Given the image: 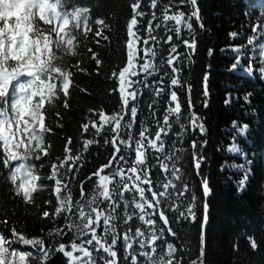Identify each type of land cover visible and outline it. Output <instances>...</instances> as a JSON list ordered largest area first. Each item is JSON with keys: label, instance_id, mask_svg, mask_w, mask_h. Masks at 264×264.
<instances>
[{"label": "trees", "instance_id": "trees-1", "mask_svg": "<svg viewBox=\"0 0 264 264\" xmlns=\"http://www.w3.org/2000/svg\"><path fill=\"white\" fill-rule=\"evenodd\" d=\"M56 2V0H53ZM63 8L71 12L73 8L87 10V22L91 31L87 37L77 36V55H65L62 59L63 65L75 66L79 64V71L73 70L72 87L67 98L58 93V99L51 105L46 104L44 111L45 125L51 132L45 134V143L50 145V155L43 157L41 161H34L39 168L38 175L41 176L39 184L41 191L34 193V203L26 204L23 199L15 195L14 185L9 180V168L0 163V235L12 240L14 237L10 229L27 239L44 241V249L48 253V259L44 261L39 247L31 245L13 244L10 248L19 253H30L27 264H69L68 259L57 249L59 245L66 247L73 241L77 244L83 241L70 231L67 224L69 220L64 215L43 217V211L50 214L58 206L56 197L53 194V181L44 179L50 175V164L58 163L65 157L66 146L70 148L72 157L80 156L81 160L74 167V171L65 173L64 183L69 185L72 202L80 199L81 188L85 193L84 199L95 194L97 177L93 174L98 172L104 165L109 163L113 156V145L105 143L113 138L109 126L105 127L99 135L89 127L88 132L82 131L84 123H100L99 114L103 113L123 114L121 98L118 93V79L112 76L126 65V42L127 25L133 15L130 4L134 0H61ZM168 5L170 0H162ZM174 7L169 14L175 11H183L186 16L191 14L192 7L189 4H180V0H171ZM200 9V22L203 28L195 19L190 22L192 30L182 28L180 40L195 39L197 48L195 53L184 56L180 61L182 71L180 72L181 84L184 87H177V95L181 103L182 114L180 123L185 125L182 138L178 139L181 128L173 124L171 132L165 140V153L175 152L180 160L176 167L182 174V182L193 189L196 195L195 221L179 219L174 212L169 211L171 204H180V200L172 199L167 202L161 201L160 209L168 216L172 230L176 233L175 238L165 232L167 243L173 244L176 249L175 257L179 258L181 264H264V77L259 74L264 72L262 57L259 46L263 43L261 27L264 25V0H198ZM141 11L145 13L138 18V35L141 39L148 37L146 31L149 23L153 27L160 23L161 5L158 0V7L152 9L150 0H141ZM157 19H152V13ZM10 14L15 15V12ZM71 19V18H70ZM98 19L104 21V25L95 23ZM174 22H167L166 25L155 29L153 35L157 37L158 43L153 47L161 49L156 58L158 71L154 77H149V84H169V66L161 65V60L169 56V45L164 43L168 35H172L173 43L179 41L171 29ZM71 30V25L70 29ZM99 31L100 36L93 33ZM236 33L235 37L230 34ZM106 37V39H105ZM255 37V39H254ZM249 45L248 41L253 40ZM143 47V45H141ZM213 54L209 55V50ZM239 49V52L236 50ZM178 51L181 54L188 53V49L179 44ZM95 54L100 63L93 57ZM240 60L236 70L230 66ZM251 65L254 69L247 71ZM137 71L140 72L139 65ZM208 75L207 91L204 95L203 77ZM132 79H136L133 77ZM143 79V75L139 76ZM190 89V91H188ZM167 91V90H166ZM155 88H144L140 86L138 95V114L136 123L132 129L133 136L138 134L142 126L149 127L155 132L157 125L152 118L153 109L149 105L155 103L156 116L162 119L165 108L168 106V95L156 97ZM68 108L63 107V103ZM192 108L189 110L188 102ZM205 103L207 107H205ZM131 103L129 107H131ZM190 111L200 117L198 123H202L205 132L201 134L198 130H191L186 117ZM174 119V117L172 118ZM128 116L124 115L122 123L127 122ZM235 124V126H234ZM247 125L246 130L241 133L239 129ZM127 130L121 133V139H127ZM71 144H68V140ZM94 140L92 145L85 150L84 142ZM193 141L199 146L193 150ZM235 144L240 151L233 153L228 149ZM120 155L125 157L124 162H114L111 168H104L103 175H111L116 168H123L128 172L135 154L131 149H125L122 145ZM193 155L203 157L196 175L193 166ZM2 156V152H0ZM163 153H155L149 150L147 168L150 170L152 189L163 191L160 187L171 179V175L160 170V162L163 161ZM159 158V160H158ZM168 162V161H163ZM18 162H13L15 165ZM169 167H172L171 162ZM248 174V180L243 190H240L239 183ZM201 178H207L211 194L207 198L208 222L205 228L201 229L203 212ZM118 180V178H117ZM177 189L181 182L173 181ZM114 185H110L112 187ZM146 189L147 185H141ZM171 191V189L169 190ZM178 194V193H177ZM126 199L131 203V194L124 193ZM115 198V197H114ZM148 199H151L148 196ZM190 202L185 199V205ZM106 203V202H105ZM103 207V205L101 206ZM106 210V209H105ZM184 211V207H181ZM123 204L117 210V232L123 234L129 229L132 233L139 227L144 230L145 226L141 221L133 219L129 224H124L121 219ZM132 214V208H129ZM75 220V216H73ZM157 227H162L159 219ZM58 232L62 234H57ZM52 233V235H49ZM99 234V233H98ZM203 235V244H202ZM90 238L86 237L84 239ZM112 236L107 237L110 244ZM255 242L256 247L252 246ZM162 242H157V253L160 251ZM203 246L204 255L200 257V249ZM92 251L93 246H88ZM67 250H71L67 248ZM114 250L117 252L118 264H124L127 259L131 264L132 256H135L138 264H145L144 258L139 254L141 250L133 244L132 249L125 253V245L122 239L117 241ZM147 250V249H145ZM82 258V254L77 252ZM95 264H100V257L105 256L103 252L92 251Z\"/></svg>", "mask_w": 264, "mask_h": 264}, {"label": "snow or ice", "instance_id": "snow-or-ice-1", "mask_svg": "<svg viewBox=\"0 0 264 264\" xmlns=\"http://www.w3.org/2000/svg\"><path fill=\"white\" fill-rule=\"evenodd\" d=\"M66 3L67 0H64ZM161 5L160 23L154 27L149 23L146 31L148 37L141 39L138 35L137 25L138 18L143 17L145 13L141 11V0H134L130 4L133 15L127 25L126 42V65L122 70L113 72L112 76L118 79V93L121 98L122 113L112 114L111 116L100 113V123H84L82 131L88 132L89 127L95 130V135H99L109 126V130L113 133V138L105 143L113 145V156L109 163L104 165L98 172L93 175L97 177V186L95 194L90 198L84 199L85 193L81 188L80 199L72 202L69 185L64 183L65 173L61 172L63 168L65 172L74 171V167L80 160V156L72 157L70 148L66 146L65 157L58 163L50 164V175L44 179L53 181V194L57 199L58 206L53 213L43 211L45 218L51 216L64 215L70 221L67 227L77 238L83 242L77 244L73 241L67 247L64 244L59 245L57 251L63 254L69 261V264H95V258L92 251L97 253L103 252L108 259L100 257V264H118L116 259L117 252L114 250L117 241L122 239L125 245V253L132 249L133 244L141 250L139 253L145 260V264H181L179 258L175 257L176 249L173 244L167 243L165 240V232L169 236L175 238L176 233L172 230L168 216L160 209L161 201L180 200V204H171L169 211L174 212L176 216L185 221H195L196 195L193 189L182 182V174L180 169L176 167V162L180 160L179 156L165 153V140L171 132L172 125L178 124L181 133L178 139L182 138L185 125L180 123L182 108L179 102L177 91L174 90L181 84L180 72L182 71L180 61L189 54L195 53L197 44L195 39L180 40L182 28L192 30L193 25L190 22L195 19L200 28L203 24L200 22V9L198 0H180V4H189L192 7L190 15L183 11H175L172 14L170 10L176 5L170 3ZM150 7L156 9L158 0H150ZM15 12V15L10 14ZM71 18V19H70ZM152 19L156 20L155 13H152ZM174 22V28L171 31L176 35L179 44H182L189 51L181 54L178 51L179 44L173 43L172 35H168L164 39V43L169 45V56L165 60H161V65L167 64L170 72L164 75L168 76L169 84L164 85L162 82L158 85L155 82L150 85L149 77H154L158 71L155 61L161 49L153 47L158 43L157 37L153 35L155 29L166 25L167 22ZM98 25H104V21L98 19L95 21ZM71 25V30L70 29ZM261 36L264 38V25L260 26ZM91 29L88 27L87 10L73 8L71 12L63 8L61 0H0V163L4 167L9 168V180L14 185L15 195L23 199L26 204L34 203V193L43 190L39 181L41 176L38 175L39 166L34 161H41L43 157L50 155V145L45 143V134L51 132L49 127L45 125L44 111L45 105H51L58 99V93L67 98L72 87L73 70L79 71V64L75 66L63 65L62 59L65 55H77V36L83 35L87 37ZM94 36H100L99 31L93 33ZM232 37L236 33L230 34ZM106 39V37H105ZM255 39V37H254ZM249 40L248 44L254 42ZM143 45V47H141ZM260 52L264 53V44L259 46ZM239 52V49L236 50ZM213 54V50H209V55ZM100 63L99 58L93 54ZM240 60L230 66L231 70H236ZM139 65L140 72L137 71ZM264 68V62L258 70ZM253 67L249 65L247 71ZM143 75V79L139 76ZM259 74L264 77V72ZM136 77V79H132ZM208 75L203 77L204 95L208 96L207 91ZM144 88H155V96L168 95V106L165 108L162 119L156 116L155 103L149 105L152 111V118L157 125L155 132L149 127L142 126L138 130V134L134 137L132 129L136 123L138 108V95L140 86ZM167 90V91H166ZM190 91V89H188ZM131 103V107H129ZM207 107V104L204 105ZM64 108H68L66 102L63 103ZM188 108L191 110V102H188ZM124 115L128 116V120L122 123ZM174 117V119H172ZM191 130H198L201 134L205 132L202 123H198L200 117L195 112L190 111V115L186 117ZM235 126V124H234ZM247 128L244 125L239 129L243 133ZM127 130V139H121V133ZM94 140H86L84 142L85 150L92 145ZM68 144H71L69 139ZM131 149L135 158L128 167L127 174L123 168H116L111 175H103L104 168H111L114 162H124L125 157L120 155L121 147ZM193 150L198 147H204L203 144L197 145L194 141L191 145ZM149 150L155 153H163V161L160 162V170L163 173L171 175L166 183L160 185L163 191H154L152 189V181L150 178V170L147 168V160ZM229 152H239L240 149L233 144ZM203 157L193 155V166L196 175H200V168ZM159 160V158H158ZM13 162H18L15 165ZM118 178V180H117ZM181 182V187L177 186L173 181ZM248 180L246 173L239 183L240 190H243ZM147 185L148 199L146 189L141 185ZM110 185H114L110 187ZM200 187L202 188L203 212L201 219V229L208 222V204L207 197L211 194V189L207 178H201ZM171 189V191H169ZM131 194V203L125 198L124 193ZM178 193V194H177ZM115 197V198H114ZM188 202L185 205V199ZM106 202V203H105ZM123 204V213L121 219L124 224H129L134 218L141 221L145 226L144 230L137 228L134 233L129 229L128 232L120 234L117 232L116 222L118 219L117 210ZM103 205V207H101ZM132 208V214H129V208ZM184 207V211H181ZM106 209V210H105ZM75 216V220H73ZM157 219H159L162 227H157ZM6 223V222H0ZM12 240H8L5 236L0 235V264H27V258L30 253H19L14 249L10 251L13 244L20 243L22 245H31L34 248L39 247L42 259H48V253L44 249V241L37 239H27L20 235L16 230L10 229ZM99 233V234H98ZM57 234H62L58 232ZM52 235V233H49ZM112 236L111 243L107 242V237ZM84 239L86 237H89ZM161 241L159 253H157V242ZM203 244V235H202ZM88 246H93L89 251ZM255 248V242H252ZM70 248L71 250H67ZM147 249V250H145ZM82 254V258L76 253ZM204 255L203 246L200 249V257ZM124 264H128L127 259ZM131 264H138L135 256L131 258ZM192 264H197L193 261Z\"/></svg>", "mask_w": 264, "mask_h": 264}, {"label": "rangeland", "instance_id": "rangeland-1", "mask_svg": "<svg viewBox=\"0 0 264 264\" xmlns=\"http://www.w3.org/2000/svg\"><path fill=\"white\" fill-rule=\"evenodd\" d=\"M262 44H264V39H263V43ZM260 56L262 57V61L264 62V53H260Z\"/></svg>", "mask_w": 264, "mask_h": 264}, {"label": "water", "instance_id": "water-1", "mask_svg": "<svg viewBox=\"0 0 264 264\" xmlns=\"http://www.w3.org/2000/svg\"><path fill=\"white\" fill-rule=\"evenodd\" d=\"M210 196V195H209ZM209 196L207 198H209Z\"/></svg>", "mask_w": 264, "mask_h": 264}]
</instances>
